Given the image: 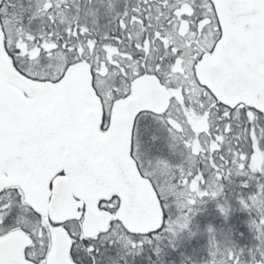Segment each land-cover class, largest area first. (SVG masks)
<instances>
[{"label": "snow or ice", "instance_id": "obj_1", "mask_svg": "<svg viewBox=\"0 0 264 264\" xmlns=\"http://www.w3.org/2000/svg\"><path fill=\"white\" fill-rule=\"evenodd\" d=\"M205 236L179 264H264V0H0V264Z\"/></svg>", "mask_w": 264, "mask_h": 264}, {"label": "trees", "instance_id": "obj_2", "mask_svg": "<svg viewBox=\"0 0 264 264\" xmlns=\"http://www.w3.org/2000/svg\"><path fill=\"white\" fill-rule=\"evenodd\" d=\"M247 218L248 213L243 211H238L234 213L233 222H232V235L233 238H239V234L242 231H247ZM251 234L249 233V238ZM207 243V238L202 237L200 240L199 245H193L191 241H183L180 244L179 249L176 252V255L174 257V264H179L180 261V255L179 252H183L186 255H193L197 258L206 256V248L205 245ZM144 256V259L146 261L147 257L145 254H142ZM139 259V258H138Z\"/></svg>", "mask_w": 264, "mask_h": 264}, {"label": "rangeland", "instance_id": "obj_3", "mask_svg": "<svg viewBox=\"0 0 264 264\" xmlns=\"http://www.w3.org/2000/svg\"><path fill=\"white\" fill-rule=\"evenodd\" d=\"M239 210H237L236 212H238Z\"/></svg>", "mask_w": 264, "mask_h": 264}]
</instances>
